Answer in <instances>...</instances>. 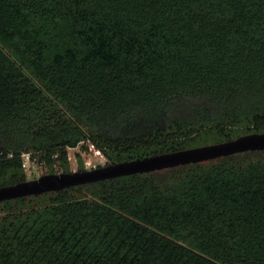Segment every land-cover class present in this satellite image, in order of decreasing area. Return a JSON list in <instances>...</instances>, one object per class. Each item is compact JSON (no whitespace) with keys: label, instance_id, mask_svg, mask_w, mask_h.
Listing matches in <instances>:
<instances>
[{"label":"trees","instance_id":"trees-1","mask_svg":"<svg viewBox=\"0 0 264 264\" xmlns=\"http://www.w3.org/2000/svg\"><path fill=\"white\" fill-rule=\"evenodd\" d=\"M263 133L264 0H0V187ZM0 208V264H264V151Z\"/></svg>","mask_w":264,"mask_h":264},{"label":"water","instance_id":"water-1","mask_svg":"<svg viewBox=\"0 0 264 264\" xmlns=\"http://www.w3.org/2000/svg\"><path fill=\"white\" fill-rule=\"evenodd\" d=\"M255 151H264V133L246 135L220 144L114 163L91 170L44 175L36 180L0 187V203Z\"/></svg>","mask_w":264,"mask_h":264},{"label":"rangeland","instance_id":"rangeland-1","mask_svg":"<svg viewBox=\"0 0 264 264\" xmlns=\"http://www.w3.org/2000/svg\"><path fill=\"white\" fill-rule=\"evenodd\" d=\"M25 175L27 181L39 179L40 177L48 174H61L77 172L80 169L91 170L95 168L105 167L111 164L104 155L97 151H90V153H84L80 147L68 148V162L69 166L64 169L60 165H55L53 168L46 166L44 163L39 162V158L35 161L29 160L28 155H23ZM49 197H41L34 200H29L24 203V207L27 209L35 207L37 210L43 209L48 204ZM4 212L0 208V215Z\"/></svg>","mask_w":264,"mask_h":264},{"label":"built area","instance_id":"built-area-1","mask_svg":"<svg viewBox=\"0 0 264 264\" xmlns=\"http://www.w3.org/2000/svg\"><path fill=\"white\" fill-rule=\"evenodd\" d=\"M29 158V157H28Z\"/></svg>","mask_w":264,"mask_h":264}]
</instances>
